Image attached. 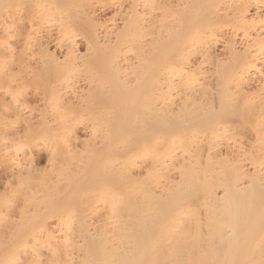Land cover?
Listing matches in <instances>:
<instances>
[{"label":"bare ground","instance_id":"1","mask_svg":"<svg viewBox=\"0 0 264 264\" xmlns=\"http://www.w3.org/2000/svg\"><path fill=\"white\" fill-rule=\"evenodd\" d=\"M262 9L0 0V264H264Z\"/></svg>","mask_w":264,"mask_h":264},{"label":"rangeland","instance_id":"2","mask_svg":"<svg viewBox=\"0 0 264 264\" xmlns=\"http://www.w3.org/2000/svg\"><path fill=\"white\" fill-rule=\"evenodd\" d=\"M125 6H127V3H126ZM253 9H254V8H253ZM109 12H110V13H109ZM262 12H264L263 9H262ZM102 13H103V12L100 11L99 14H102ZM105 13H106L107 15H105ZM105 13L102 14L103 17H104V15L107 17V18L105 17V19H111V18L113 17V16H112V15H113V14H112V10H111V11H105ZM99 14H98V15H99ZM109 16H110L111 18H110ZM117 19H118V18H117ZM118 20H119V19H118ZM52 46H53V45H52ZM82 49H83V48L81 47V51H83ZM221 50H222L221 47L217 49V54H218V55H223V54H224V51H223V50L221 51ZM42 159H43V160H42ZM46 161H47L46 153H45V154H44V153H40V159H39V162H40V163L38 162V167H37V168H38L40 171H42V173L45 172V169H46V167H47V166H46V163H47ZM42 163H43V164H42ZM41 168H42L43 170H42ZM1 175H2V176H1ZM1 175H0V179H1L0 182H1V181H2V182L0 183V184H1V185H0V192H3L4 189L2 188V186H4V184H5L7 181H6V178H5V174H1ZM1 177H2V178H1ZM2 179H3V180H2ZM3 181H4V182H3ZM5 181H6V182H5ZM2 183H3V184H2Z\"/></svg>","mask_w":264,"mask_h":264}]
</instances>
